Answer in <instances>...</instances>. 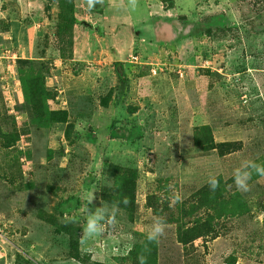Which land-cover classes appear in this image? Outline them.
<instances>
[{"label":"rangeland","instance_id":"rangeland-1","mask_svg":"<svg viewBox=\"0 0 264 264\" xmlns=\"http://www.w3.org/2000/svg\"><path fill=\"white\" fill-rule=\"evenodd\" d=\"M71 2L75 17L82 22L74 27L75 47H72L71 61L63 64L61 60L53 59L51 66L54 75H44V82L58 91L51 107L68 112L69 122L74 124L75 131L80 132L81 140L67 143L61 126L54 128L46 138L32 131L22 135L16 144L23 156L34 154L32 159L44 164L45 148H51L54 152L63 148V156L54 157L49 163L54 169H64L67 156L73 152L84 162L85 169L93 168L96 173L101 172L106 157H110L112 163L137 167L142 171L136 195L140 206L144 204L146 193L156 194L153 187L147 192L146 184L154 185L156 178L172 177L176 184L181 185L186 180L177 182L178 178H187L189 173H193V168L204 167L206 159L192 150L193 125H215L221 128L225 122L258 116L264 128V70H261L264 69V0ZM56 9L54 0H0V109L4 108L8 116L14 117L16 129L19 130L23 128L25 116L22 115L16 60L36 56L44 49L45 36L51 43L56 42L53 37L55 16L52 15ZM164 27L169 31L161 34ZM208 29L212 31L209 36L206 35ZM39 32L42 34L40 38L37 35ZM165 35L169 39H165ZM197 37L200 39L197 40ZM73 62H80L83 67L77 68ZM116 62H121L122 68L116 67ZM146 64H150L151 71L154 70L153 73L149 70L150 76L140 73L141 66ZM131 67L135 68L137 76ZM253 67L257 69L253 70ZM72 69L76 71L75 76ZM206 70L217 71L224 76L219 83L215 82V89L211 91L207 87L209 76L204 74ZM116 72L122 74L120 80H123L124 72L126 81L123 80V83L127 91L122 93L115 105L109 104V108L103 110L102 104L99 105L97 101L102 84H106L108 89L120 84ZM98 73H102L101 79L95 78ZM64 77L67 78L66 82ZM240 82L244 88L243 95L239 94L242 92ZM128 107H132L135 113L129 114ZM124 118L128 119V123L122 122H126ZM114 121L117 122L116 127L120 128L117 132L136 127L137 135L133 140H139L135 145L137 153L133 147H125L121 142L123 140L112 139L109 135V126ZM228 131L231 133L226 130L218 132V138L238 137L233 131ZM89 134L94 135L91 143H88ZM43 144L44 149L41 148ZM254 151L258 152L257 155L263 154L264 144L256 146ZM254 151L249 160L253 161ZM0 156L6 161L15 155L8 150L3 156L0 152ZM32 162L23 157L19 161L25 174L24 180L29 183L33 182L32 176H28L31 171L34 173ZM149 168L153 171H149ZM85 181L71 177L66 185L61 184L70 194L80 198V206L66 217L74 219L81 227L78 234L81 256L91 257V260L101 264H140L136 257L143 256L150 261L148 264H155L153 255L145 257V254L154 252L156 248L153 246L155 243L146 239L149 229H145L143 237L147 245L136 250L128 259L125 258L128 251H122L116 238H113V243H98L92 240H98V235H85L83 204L92 192L90 210L96 203L95 188L88 191L86 197L87 188L79 185ZM9 185L8 181L0 180V194L5 193V203L10 205L11 194L6 192ZM167 185L171 186L169 183ZM171 188L175 191L173 186ZM68 192H59L58 195L66 199ZM18 195L23 197L22 193ZM13 201L16 202H13L14 205L21 203L20 206L26 209L19 211L17 206H13V210L7 212V207L0 199V210H3L0 219L8 221L3 225L8 232L4 242H0V264H14L19 256L16 253L26 256L29 264H80L63 259L66 248L53 239L45 226L36 228L38 221L33 220L36 214L44 215V212L35 208L40 206L41 197L31 192L20 202L15 197ZM169 204L172 205V202ZM254 207L252 218L232 223L225 240L218 238L206 243L202 240L194 242V251L188 252L196 261L190 264H226L230 256L236 258L234 264H264V237H259L260 231L264 232V223L259 232L249 234L261 220L264 222V216H257L258 207ZM149 214L152 222L156 219L155 214L159 215L153 208L152 211L144 212L147 222L150 221L147 219ZM204 216L202 209L196 212V217L203 219ZM167 223L157 243H165L175 258L180 253L184 257L188 256L178 244L169 242L174 236L176 224ZM11 225L14 226L10 229L14 233L16 249L6 242ZM20 264L27 263L21 259ZM157 264L168 263L159 260Z\"/></svg>","mask_w":264,"mask_h":264},{"label":"trees","instance_id":"trees-1","mask_svg":"<svg viewBox=\"0 0 264 264\" xmlns=\"http://www.w3.org/2000/svg\"><path fill=\"white\" fill-rule=\"evenodd\" d=\"M54 1L57 6L56 12L52 14L55 16L53 37L56 42L51 43L48 36H45L43 38L44 49L39 51L36 56L29 59L17 58L16 60L17 79L20 84L22 96V115L25 116L23 128L21 130L16 129L14 117L8 116V112L4 108H2L3 110L0 109V152L3 156L4 153L10 150L15 155L8 157L6 161L0 156V180L9 182L10 185L6 188V192L11 194L10 202H12L10 205L6 204L7 197L3 196L5 193L0 194V199L5 204L3 206L7 207L6 211L13 210V206H17L19 211L26 209L20 206L21 203L14 205L16 203L13 201L14 197L19 202L31 192L41 197L42 201L40 206L35 208L44 212V215L40 213H37V216L34 215L35 218L33 220L38 221V224H35L37 226L36 228H39V225L45 226L53 239L60 246L66 248L63 259L65 261H75L80 264L101 263L96 260H91V257L86 256L87 258H85L81 256V241L78 235L81 227L77 221L74 219L70 220L66 217L67 214L76 210L81 204L80 198L70 194L68 190L61 187V184L65 183L64 185H66L68 181L70 182L71 177L73 179L86 180L84 183L81 182L79 184L87 188L86 197L88 196V191L91 189L94 190L95 188L96 196L94 200L96 203L92 211L103 206L108 212L104 222V230L98 234V240L92 239L93 242L100 243V241H107L111 243L114 241L113 238H116V241H119L118 246H121L122 251H128L127 256H125L126 259L128 257L130 258L132 254H135L136 250H141L143 246L147 245V241L143 239L146 234L145 229H149L153 222L150 214L147 216V219L150 221L147 222L143 213L152 211V208L155 213L159 214H155L156 219L162 218L165 224H169L167 222L176 224L174 236H172L170 241L169 239L171 237L168 238V241L172 244H178L188 254V256L184 257L180 253L179 257L175 258L165 243L158 244L155 241L153 242L155 243L153 246L156 247L155 251L150 254H145L147 258L153 255L155 264L159 263V260L162 263L164 260L168 264L179 262L183 264L193 263L196 261V258H193L188 250L191 252L194 251V242L202 240L203 243H206L208 240L212 241L218 238L225 240L232 229V223L234 221L252 218L251 211L255 208L254 206L258 207L257 216L261 215L263 217L264 177L253 172L247 192L238 191L232 178L233 169L238 167L242 160H249V157L252 158L251 154H253L256 146L260 147V145L264 144V128L258 116H251L236 121L233 120L230 123L225 122L222 123L223 126L221 128L215 125H193L191 137L192 150L193 152H199L206 159L204 167L199 166L193 168V173H189L187 178H178L177 182L186 180L181 185L176 184L175 179L172 177L163 179L156 178L154 185L146 184L147 192L151 191V187H153L156 194L146 193L144 204L140 206L137 203L136 195L138 181L142 176V171L137 167L112 163L109 161L111 158L106 157L103 160L101 172L96 173L93 168L85 169L84 162L79 159L78 154H74L73 152L67 156L68 159L66 158L65 160V168L62 170L55 168V170L49 163L54 157L63 156V148L58 152H54L51 148H45L43 144L41 148H45L44 164L34 161V158L32 159L34 154L28 153L23 156L22 153L18 152L16 144L19 142L20 137L32 131L39 132L46 138L54 128L61 126L63 127L62 134L64 140L67 143L77 139L81 140L82 136L79 131H75L74 124L69 122V115L66 110H55L51 107L58 91L54 87H48L44 82V75H54L51 66L53 59L61 60L63 64L71 61L70 56H72L74 27L82 24L75 17V10L71 0ZM195 7L197 6L195 5ZM165 31L168 32L169 30L164 27L161 34ZM211 32L210 29L206 30V35L209 36ZM37 35L39 38L42 36L40 32ZM159 38H161V35ZM198 38L200 39V37L196 39L199 40ZM165 39H169V36L165 35ZM157 42L159 43V41ZM203 58L206 59L205 57ZM206 61L208 60H204V62ZM115 64L116 67L122 68L121 62H116ZM75 66L77 68L83 67L80 62L75 63ZM150 67V64L142 65L140 73L142 75H152L151 73L153 72L150 70ZM134 70L135 68H132L131 71L134 72ZM71 72L74 76L76 75L75 70L72 69ZM100 74L102 73L96 74L95 78L101 79ZM115 74L120 84L110 89H108L106 84H102L101 94L98 96L97 101H99V105L102 104L100 106L103 110L108 109L109 104L113 103L115 105L116 100L119 99L124 91H127L123 83V80L124 82L126 81L124 72L123 80L119 79L122 74L120 75L118 72ZM134 74L137 76L135 72ZM204 74L207 77L209 76L207 87L208 89L210 88V91L215 89V85L224 77L217 71L211 72L210 70H206ZM64 80L66 82L67 78L64 77ZM241 84L242 82H240L239 88L242 89V92H239V94L243 95L244 88ZM88 91L90 92L92 90L88 89ZM100 101L102 102L100 103ZM127 111L129 114L135 113L132 107H128ZM124 120L126 122L123 120L122 122L125 124L128 123L127 118H124ZM116 125V121L110 124L109 135L112 136V139L123 140L121 142L125 147H133V151L137 153L138 151H136L135 145L139 143V140L137 138L133 140L135 135H137L136 127L132 129L125 128L123 131L117 132L120 128L116 127ZM225 130L227 133H231L228 130L233 131L238 137L233 139L218 138V132ZM93 136V134L92 136L90 134L88 135L90 141H87L88 143L93 142L91 141L94 139ZM257 153L254 151L255 157L253 161L257 164L264 165V153L259 155ZM20 157L26 160H33L34 173L31 171L28 174V176H32L33 182H25V174L21 170V162L19 163ZM57 171L60 172L58 173ZM149 171H153V169L149 168ZM210 176H215L219 181V187L214 192L210 190L207 184ZM167 183L173 186L175 191ZM59 192H68V198L63 199V197L58 195ZM19 193H22V198L18 195ZM125 200H127V204L124 203ZM171 202L172 205L169 204ZM83 205L87 206L86 200ZM200 209L205 214L203 219L196 217V212H199ZM0 212H3V210H0ZM6 222L8 221L0 219V242H4L5 234L8 232L7 228L5 229L3 227ZM263 223L261 220L257 228L253 231L251 230L252 232L250 231L249 234L251 235L256 231L259 232ZM10 228L13 229L14 226H9L10 234L6 238V242L7 245L13 246L16 249L17 244L14 242V233ZM259 237H264L263 231H260ZM122 251L120 250L121 253H123ZM40 252L43 253L42 251ZM16 254H19V256L14 261V264H20L21 259H24L25 263L29 264L26 256L20 255V253ZM159 255L167 257H158ZM230 257L226 264L235 263L236 258L233 256ZM136 258L140 262L139 257L137 256ZM145 261L146 264L150 262L148 260Z\"/></svg>","mask_w":264,"mask_h":264},{"label":"clouds","instance_id":"clouds-1","mask_svg":"<svg viewBox=\"0 0 264 264\" xmlns=\"http://www.w3.org/2000/svg\"><path fill=\"white\" fill-rule=\"evenodd\" d=\"M154 72V70H153ZM264 177V165L257 164L252 160H242L240 165L233 169L232 178L238 191L247 192L249 190V181L252 174ZM208 187L211 191H215L219 187V181L215 176H210L207 180ZM93 200V192L89 196L87 206L84 207L85 227L83 229L87 237H94L104 230V222L108 215L107 210L102 206L96 208L95 211L90 210L89 204ZM127 204V200L124 201ZM165 221L157 218L153 221L146 234L148 242H155L164 234ZM140 264H146L145 258L140 257Z\"/></svg>","mask_w":264,"mask_h":264},{"label":"crops","instance_id":"crops-1","mask_svg":"<svg viewBox=\"0 0 264 264\" xmlns=\"http://www.w3.org/2000/svg\"><path fill=\"white\" fill-rule=\"evenodd\" d=\"M75 30V29H74ZM73 45H74V47H75V42H73ZM73 50H74V48H73ZM73 53V52H72ZM223 75V74H222ZM194 91V90H193Z\"/></svg>","mask_w":264,"mask_h":264},{"label":"built area","instance_id":"built-area-1","mask_svg":"<svg viewBox=\"0 0 264 264\" xmlns=\"http://www.w3.org/2000/svg\"><path fill=\"white\" fill-rule=\"evenodd\" d=\"M153 72V71H152ZM0 236H1V233H0Z\"/></svg>","mask_w":264,"mask_h":264}]
</instances>
